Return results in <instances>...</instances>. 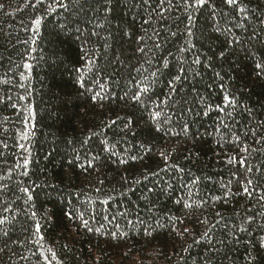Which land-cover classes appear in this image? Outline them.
<instances>
[{"label":"trees","instance_id":"trees-1","mask_svg":"<svg viewBox=\"0 0 264 264\" xmlns=\"http://www.w3.org/2000/svg\"><path fill=\"white\" fill-rule=\"evenodd\" d=\"M104 2L89 0L91 9L87 15L80 13L75 3L68 10L45 13L34 37L30 21L43 9L22 7L25 0H0L5 5L0 10V81H10L0 82V98H5L0 102V175L6 176L0 183L8 185L6 190H0V212L11 205L6 215L13 217L9 223L0 225V264H46L44 256L51 260L52 252L56 260H51V264L57 261L59 264H250V258L251 264H264V248L259 246L260 238L264 237V228L260 227L264 225V201L259 199L264 195V144H256L250 134L251 129L264 121V79L255 80L247 75L254 67V59L245 53V48L254 52L255 59L264 53L261 31L264 24L260 23L264 20V0H238L235 6L212 0L222 31H216V22L209 18L211 8H205L202 13H194L199 19L193 26L192 37H186L185 14L177 9L163 23L159 49L152 45L157 40L153 31L161 29L159 18L152 12L159 0H150L147 5L143 0H112L113 11L107 18ZM17 8L21 10L15 11ZM239 8L246 12L240 13ZM149 16L151 22L144 24ZM177 17L181 19L178 21ZM65 23L68 27L61 29L60 25ZM96 23L104 26L94 29ZM237 24L245 27H233ZM229 27L245 43L234 45L236 55L225 60L219 58V52L226 46L223 29ZM77 28L85 36L96 30L99 37L78 39ZM145 29L152 37L151 41L147 37L145 41L152 51L141 54L136 51L141 46L136 37L144 36ZM253 31L261 38L253 40L254 47L247 43ZM170 32H178V36L172 37ZM187 40L195 43L196 48L179 53L178 48L185 46ZM105 42L109 47H103ZM84 51L98 61L93 68L105 85L107 99L103 107L100 103L93 104L90 97L94 93L86 92L77 83L79 74L75 69L81 66L82 62L77 61ZM197 55L202 61L212 57V68L193 65L201 75L192 78L189 73L182 92L191 99L195 96L191 89L195 87L209 103H222L224 89L214 77L215 72L221 73L223 83L241 105L234 113V130L241 136L242 144L260 149L248 156L251 173L239 163H227L232 155L239 159L242 144L220 140L215 128L222 114L212 110L204 116L202 106L194 103L189 105L192 112L181 113L176 109L172 112L174 125L189 122L198 136L168 137L157 134L151 127L148 115L151 104L146 110L131 99L138 87L136 81L160 69L161 75L152 84L149 95L154 93L153 101L163 100L169 92L166 84L169 73L176 75L181 59L190 64ZM164 58L169 60L170 69L161 67ZM25 61L32 65L30 74L23 67ZM21 72L29 75V79L20 80ZM85 78L91 81L96 77L87 73ZM89 86L100 91L94 83ZM9 96L11 101L6 99ZM29 105L32 118L25 121ZM245 107L251 109L250 114ZM128 118L134 123L124 129ZM112 120L117 123L110 125ZM26 123L34 133L28 140L22 139ZM173 131L178 132L179 127L174 126ZM261 136L264 127L257 129L255 139ZM102 141L109 151L104 150ZM20 144L25 147L20 148ZM161 149L172 153L170 165L178 164L185 171L179 173L170 167L160 171L165 168L159 156ZM132 156L137 159H131ZM24 158L30 161L27 176H21V169L16 167ZM90 160L92 167L88 166ZM9 169H12L10 179ZM154 172L158 175H149ZM197 176L200 180L192 186L190 181ZM246 180L253 181L252 185H243L252 190L251 196L242 194L241 182ZM185 185L191 188V195ZM19 186L30 187L33 200L28 204L24 203L26 197ZM229 188L231 194L225 197ZM176 201L194 206L185 209ZM69 212L74 217L83 213L93 231L81 227L79 219H70L66 215ZM165 214L187 217L183 226L190 233L180 238L167 227H157L158 221L165 222ZM248 216L255 218L251 227L246 225L247 231L232 234ZM204 219L208 220L207 225L201 223ZM37 221L39 237L34 235ZM96 228L100 231L96 232ZM145 228L153 235L146 236ZM206 229L210 238L202 236ZM112 232H123L126 236L113 238ZM189 245L188 251H183Z\"/></svg>","mask_w":264,"mask_h":264},{"label":"snow or ice","instance_id":"snow-or-ice-1","mask_svg":"<svg viewBox=\"0 0 264 264\" xmlns=\"http://www.w3.org/2000/svg\"><path fill=\"white\" fill-rule=\"evenodd\" d=\"M93 2L98 3V0H93ZM222 2L228 6H235L238 3V0H222ZM72 3H75L78 6V10L80 13H83L84 15H87L88 11L91 9V5L89 4V0H51V3H46V0H25V4L22 7H27L31 6L32 9H43L42 12L37 14L34 19L30 21L32 30L34 33V37L38 35L42 21L44 19V14L48 13H54L56 12L57 9H63V10H68L71 8ZM143 3L145 5L150 3V0H143ZM88 7H85V6ZM112 0H105L104 4L102 5L103 11L105 14V17L113 11L112 8ZM5 8V5L0 3V10H3ZM205 8H211V11L209 12V18L212 21L216 22V31L220 32L222 29L218 26V19H217V7L214 3H212V0H159V3L152 9V12L157 15L161 22V29L159 31L154 30L153 35L157 37L156 41H152V45L154 49H159L161 48V44L158 42L159 37H160V32L163 30V23L168 19V14L176 11L177 9H182L184 15V19H186L187 24L185 25V32H186V37H192L195 35L193 31V26L195 25L196 21L199 19V15H194L198 13H202ZM20 8L15 9V11H20ZM95 11V9H92ZM238 11L240 13H245L246 10L244 8H239ZM6 15H10L11 13L6 12ZM178 21L181 19V17L176 18ZM151 22V16H149L148 20H144V24H148ZM91 23V21H89ZM261 24H264V20L260 21ZM104 25L103 23H96L94 25V29H100ZM61 29H64L68 27V25L61 24L60 25ZM233 27L237 28H243L245 27L244 24H237L234 25ZM225 32V41H226V46L222 51L219 52V58L222 59H227L228 56L231 55H236V51L233 48L234 45L242 46L244 45L245 41L242 40L239 36H236L232 28L229 27L227 29H223ZM262 32H264V29H261ZM77 32V38L78 39H83L87 41L91 36H96L99 37V33L96 30H93L89 36H85L79 28L76 29ZM145 35L144 36H138L136 39L139 41V44L141 46H138L136 48V51L145 54L146 51H152V49H148L146 46V37L147 40L151 41L152 37L148 36L147 29L144 30ZM126 35L129 33H125ZM170 35L172 37H177L178 32H170ZM260 36L257 34L256 31H253L250 33V35L247 37V43L248 45H253V40L260 41ZM32 43H35V39L33 38ZM104 48L109 47L107 42L103 45ZM196 48V44L193 43L191 40L186 41L185 46H181L178 48L179 53H186L190 49ZM257 51H259L257 49ZM245 53L248 56L253 57L254 59V67L250 69V71L247 73L248 76H250L252 79L259 80V79H264V53L261 54V57L259 59H255V54L254 52L249 51L247 48H245ZM155 53L153 52V55ZM171 56L172 53H169ZM212 57H208L206 61H202L201 57L199 55L195 56V58L191 61V63H187L185 60L181 59L179 61L180 67L177 70L176 75H170V78L166 81V84L168 86L169 92L168 94L164 97L163 100L156 102L152 100V95H149L152 91V84L156 82V78L160 77L161 71L160 69H156L153 71H150L148 75H143L141 80L136 81V84L138 85L137 89L135 90V94L131 97V99L137 103L142 104L146 110H148V105L151 104V109L148 110V115L149 119L152 122L151 127L154 129V131L157 134H163L168 137H177L179 138L181 135L185 138H192L195 139L198 136V133L192 130L191 123L189 122H184L183 124H175L173 122V116L172 112L175 111L176 109H179L181 113H188L192 112L193 108L190 107V104H196L197 106H202V114L204 116H208L209 112L214 110L217 113L222 114L221 117L218 119V123L216 125L215 131L220 134V140L224 141L228 144H233V145H241V136L237 134V132L234 130V113L236 112L237 108H240V102L239 99L237 98L234 93L229 90L226 85L223 83V77L221 76L220 72H215L214 77L218 80L221 81L220 87L224 89L223 92V100L222 103L219 104H211L208 102L207 98L204 96H201L198 92V90L193 87L191 89L192 93H195V96H193L191 99L187 98V94H184L182 92V84L186 82L189 79V73H191L192 78L198 77L201 75L199 71H197L193 65H201L203 64L207 68H212ZM82 62V63H81ZM98 61L93 59L92 57L89 56L88 51H84V55L80 57L79 61L77 63H81L80 67H77L75 71L79 74L77 77V83L80 85L81 88H84L86 92H93L94 94L90 97L91 101L93 104L100 103L101 107H103V101L107 99V94L105 92V85L101 82V79L99 78L97 72L94 70L93 65L96 64ZM149 63H151L149 61ZM237 63H240L239 61ZM24 69L30 74V70L32 69V65L29 64L27 61L23 64ZM161 67L163 69H170V64L169 60L167 58H164L161 63ZM247 67V66H245ZM239 69H237L238 71ZM137 71H139L137 69ZM87 73H92L93 76L96 78L89 81L85 78V74ZM152 78L151 83H149V79ZM29 79V75H25L24 72L20 73V80L24 81ZM2 83H9L10 81L4 80L0 81ZM96 84L97 87L100 89V91H96L92 87H90V84ZM212 85H209L211 87ZM20 87H24L23 84L20 85ZM5 98H0V102H3ZM8 101H11V97H6ZM20 99H24V97H20ZM13 108L16 107L15 104L11 105ZM245 111H247L249 114L251 113L250 108L245 107ZM27 113L28 115L25 116V121H29L32 118V107L31 105L28 106L27 108ZM201 113H196L197 116H199ZM7 119V117H5ZM117 123L116 120H112L110 122V125H115ZM134 121L131 118H128L127 121L124 123V129H128L130 125H132ZM179 127L178 132L173 131V127ZM260 127H264V121H260L257 124L256 129H251L250 134L254 138L256 144H264V136H261L259 139H255L257 136V129ZM30 135H34V133L31 132L30 128L28 127V124H25V131L22 135V139L28 140L30 138ZM95 135V133H93ZM229 137L231 139L229 140ZM91 137L85 139L84 143H88ZM247 139V136L245 137ZM102 144H104V150L109 151V147L107 144L102 141ZM224 146V145H221ZM4 147H7V145H4ZM20 148H24L25 146L23 144L19 145ZM140 147H144V145H141ZM27 151V149H25ZM254 151H260V149H255L251 148L248 146L246 143H243L242 146L240 147V152L242 155L237 158L236 155H232L228 158L227 163L228 164H236L239 163L241 167H244L246 169L247 173H251L253 171V168L251 165L247 163L248 161V156L251 152ZM115 155V153H112ZM159 156L161 159L165 162V168L161 169L160 171H166L169 167L175 169L179 173H183L185 170L181 168L178 164H169L170 157L172 156L171 152H166L165 150L161 149L159 152ZM131 159L135 160L137 159L136 156H132ZM121 163H125V161L121 160ZM30 161L27 158H24L22 163H17L16 167L21 169L20 175L21 176H27L28 175V165ZM92 161H88V166L92 167ZM12 172V169H9V174L7 178L10 177V173ZM149 175L156 176L158 175L157 173H149ZM235 176L236 173H233ZM6 178L5 175H0V181H3ZM144 179H148V176H144ZM200 180V177H194L191 179L190 183L192 186H196L198 184V181ZM137 184L140 183V180L136 181ZM242 183V194L246 196H251L252 195V190L248 186H243L244 184L246 185H252L253 181L252 180H246ZM185 187L188 190V194L191 195V188H188L187 185ZM8 188L7 184L0 183V190H6ZM19 191L22 192L26 199L24 200L25 204H28L30 201L33 200V195L30 187L27 186H19ZM229 194H231V189L227 192H225V197H227ZM213 199H219V197H213ZM260 201H264V195L260 196ZM177 204H183V207L185 209H191L194 205L193 203L187 202V201H176ZM197 207L199 205H196ZM12 206L8 205L6 207H3L2 212H0V225H5L9 223L10 220L13 219L12 216L6 215L9 213L10 208ZM36 215L35 212L31 213V216L34 217ZM70 219L75 218L79 219L81 221V227L87 229V231L91 232L93 229L89 227V221L87 219H84L83 213H80L78 216H73L72 212H69L66 214ZM217 216H220V213H216ZM105 219H108L105 217ZM187 217H180V216H175V215H168L165 214V222L160 223L159 221L157 222V227H167L168 230L171 233H175L176 236L183 238L187 236L190 233V229L188 227H184V222ZM255 220L253 216H248L246 221H243L237 228H235L232 232V234H235L236 231L238 232H245L247 231V227H251V223ZM111 222V221H109ZM129 224L132 223L131 220L127 221ZM201 223L207 225L208 220L204 219L201 221ZM220 221H217V225H219ZM141 224L143 222L141 221ZM247 225V227H246ZM119 227V225H117ZM260 227L264 228V225H261ZM96 232L100 231V228L95 229ZM7 235V233H4ZM40 234V223L37 221L35 223V233L34 235L39 237ZM144 234L146 236H152L153 232L149 231L147 228L144 229ZM112 237L115 238L117 235L119 236H126V233L123 232H112L111 233ZM202 236L205 238H210V232L208 229H206L203 233ZM195 242H199L198 240ZM219 243H223V241H220ZM259 246L261 248H264V237L260 238L259 241ZM189 247H185L183 251L187 252ZM49 252H52L51 249H48ZM43 255V253H42ZM125 257H127L128 253L124 254ZM44 259L46 261V264H51V260H56V254L55 252H52L51 260L47 256H44ZM208 258L205 257V260ZM253 258H250V264L251 260ZM57 264H59V261H57ZM210 264V262H209Z\"/></svg>","mask_w":264,"mask_h":264}]
</instances>
